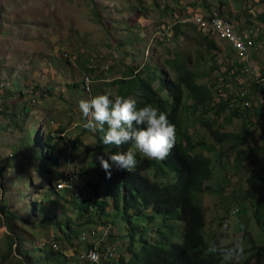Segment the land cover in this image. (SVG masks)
<instances>
[{
	"label": "rangeland",
	"instance_id": "1",
	"mask_svg": "<svg viewBox=\"0 0 264 264\" xmlns=\"http://www.w3.org/2000/svg\"><path fill=\"white\" fill-rule=\"evenodd\" d=\"M223 2H227L226 6H220ZM230 5L240 10L234 23L264 28L261 19L264 0H0V204L22 219L16 221L21 238L18 243L26 254L24 259L18 253L17 257L7 256L13 242L7 238L10 232L6 218L0 214V228L3 227L0 264H19L17 259L26 263L32 259V264H39L45 255L58 251L64 256L47 260V264L78 261V248L72 246L74 236L81 228L91 225L76 227L71 242L61 244L56 240L57 248L50 247L55 237L65 240L63 232H68V218L74 223L79 213L74 208L75 202L69 203L75 199L61 191L60 196L54 194L48 178L55 185L62 179L63 171L69 174L75 171L83 187L82 195L88 198L91 193L83 181L89 178L94 184L100 182L102 167L96 155L103 154L108 159L113 153L98 148L96 133L84 127L86 121L79 110L81 99H91L106 91L113 97L120 95L121 83L113 82L137 72L143 79L153 74L156 80L152 86L159 91L163 79L176 78V72L168 68L166 61L179 60L198 72V84L209 87L214 103L220 102L215 84L227 73L222 98H235L238 79L246 86L250 100L255 105H264V85L254 84L264 77V47L247 62L211 31L218 49L206 50L207 46L199 40L203 39L201 34H209L205 32L208 29L181 28V34L174 35L177 22L173 8L185 11L186 19L193 12L201 16L222 9L226 14ZM212 67L215 69L211 70ZM87 78L90 95L84 91ZM134 92L136 96L138 93ZM184 99L192 103L186 96ZM236 111L241 115H233ZM209 117L211 124L224 127L221 131L231 135L228 140L216 141L201 124L200 113H194L192 108L183 107L179 117L183 131L191 134L195 146L192 153L212 162V176L206 188L193 197L194 203L204 211L203 236L207 244L215 241L219 247L241 242L243 255L231 261L223 259L219 264H244L247 260L254 264L255 249L264 246V207H259L255 199H247L246 190L251 175L264 174V116L254 115L249 107L230 101L221 117L206 116ZM250 123L254 135L240 143L237 136L243 132V125ZM60 128L67 130L66 138L81 137L82 145L76 143L77 150H73L62 143ZM63 148L64 156L57 162ZM133 151L146 157L136 149ZM155 170L148 171L147 176L154 178ZM164 179L170 183L172 177L165 175ZM100 190L102 195L107 193L102 183ZM130 215L132 218L128 220ZM106 217L94 223L99 230L112 224L113 237L105 243L115 246L126 259L130 257L131 241L135 251L141 248L143 240L161 243L164 232L171 243L184 241L183 222L165 221L163 215L151 210L141 213L130 209L126 214L123 204L116 209L110 205ZM44 220L48 221L46 226L42 225ZM81 251L82 247L79 255Z\"/></svg>",
	"mask_w": 264,
	"mask_h": 264
},
{
	"label": "trees",
	"instance_id": "2",
	"mask_svg": "<svg viewBox=\"0 0 264 264\" xmlns=\"http://www.w3.org/2000/svg\"><path fill=\"white\" fill-rule=\"evenodd\" d=\"M221 11L219 10L218 13L227 17ZM172 12L175 21L177 22L173 27V32L176 37L181 34V28H196L191 22H180L181 19L185 18L187 15H184L185 11H178L177 8H173ZM261 19L264 21V16H262ZM230 20L234 23L232 19ZM250 25L251 24L240 26V24L237 23L236 31L239 32L242 28ZM201 35L203 39L199 40V42L200 44L207 46L206 50L211 51L218 49L216 44L217 40L211 37V33L205 34V36L203 34ZM257 53L259 52L252 51L249 59L251 56L254 57ZM166 63L171 71L176 72V78L163 79L159 91L155 90L152 86L153 81L156 80V77L153 76V74H148V78L143 79L139 72L136 74L131 73L130 76H125L120 81L115 80L113 84L121 83L120 85L122 87L120 88V96L125 98L133 97L137 101L138 107H142L145 104H151L167 113L169 121L176 126V144L171 150L170 155L165 160L156 162L154 159L141 157L140 153H136L138 164L133 171L126 172L113 165L110 170V176L103 168L100 169V182L98 184H94L92 179H85L83 181L87 184V187L85 188L89 189L91 194L88 198L84 196V200L77 198L76 194L74 195L73 199H75V201L69 203L72 205L73 202H75L74 208H78L77 212L79 213L78 220L73 223V220L68 218L66 224L68 232H63L65 240L61 241L55 237L50 245L51 248L54 244H57L56 240L61 242V244L68 243V241L71 242V238L73 237L71 233L74 234V231L77 230H75L76 227L91 225L88 228H81L74 236L75 240L72 242V246L78 248L79 256L82 234L87 233L91 229H96L97 223H94L96 219L97 222H99V220L107 218L106 216L110 205L116 209L123 204L126 214H129L130 209L139 210L141 213L151 210L155 214L163 215L165 220L183 222L185 224L184 241L182 244L171 243L165 236L166 233L164 232L163 241L161 243L152 244L146 240L142 241L141 239L143 244L138 251H135V247L131 243L132 248H129V259L118 254L117 258L109 257L108 260L105 259L103 261L104 264H219L222 262L223 257L219 253L210 254L207 252L208 244L203 236V229L205 227L204 211L193 201L194 193L202 192L206 188V182L209 181L212 176V162L209 158L203 157L200 154L192 153L195 146L191 142V134L183 131L179 117L183 107L192 108L194 113L199 112L201 124L206 126L216 141L222 143L228 140L231 135H229L228 132H222L221 130L224 129L222 126L216 128V126L209 121L211 116L209 118H206V116H216L213 117V119L221 117L228 110L229 102L234 100L232 98L224 99L221 97L218 104L214 103L215 98L212 91L209 87L207 88V86L198 84L196 80L198 72L191 70L185 61L167 60ZM212 69L214 70L215 67H212L211 70ZM90 71L92 72L94 70L91 69ZM225 75H227V73ZM124 84L125 86L123 87ZM134 91H137L138 93L136 96L133 95V93H135ZM161 92L166 93V95L162 96L160 94ZM185 96L192 101L191 104H189L187 99H184ZM185 101H187L188 104ZM243 101H245V99H243ZM211 102L214 104L212 105ZM256 107L257 106L253 104L250 109L258 111L260 108L258 109ZM233 115L239 116L241 114L236 111L233 112ZM198 125L200 126V124ZM252 126L253 123L243 125V132L237 136L240 143H244L248 138L253 137L254 130L251 131ZM105 129H107V125H105ZM77 130L82 132V128H77ZM66 132L67 130L65 128L58 129L59 138H62L63 140L62 143L70 145L73 150H77L76 143L82 145V138H66L64 136ZM101 135L102 134L99 132L96 133L97 145L100 149H105L108 152L109 150H112L113 153L117 151L123 152L129 148L132 150L135 149V145L131 142L122 145L119 149L114 145H104L100 138ZM183 135L184 138L182 137ZM63 152H65V148H63L62 151H59L57 162H59L60 157L64 156ZM47 153L49 155V152ZM66 159L69 160L68 157ZM153 168L156 169L155 177L151 179L147 176L146 172ZM161 174L162 176L160 177ZM165 175L172 177L170 183H165ZM62 179H65L63 174ZM48 180L51 182V186L55 191L54 194L60 196L61 194L57 190L56 185L53 184L52 178L49 177ZM101 183L107 190L105 195H102L101 193ZM247 183L248 188L246 190V198L255 199L257 200V205L259 207H264V174L262 176L255 174L251 175L248 178ZM0 187H2V184H0ZM0 214L6 218L5 225L8 224L7 228L10 235L7 238H11L13 242L12 246L8 249L7 256L15 257L16 253H18L24 259L26 254L20 249L18 243V240L21 241V238L18 235L20 230L19 226L16 225V221H22V219L9 212L7 207L1 204ZM131 218V215L127 217L128 220H131ZM56 220L57 219L54 216V221L56 222ZM49 221H53V219ZM25 222L29 223L27 220H25ZM46 222L48 221L44 220L42 225L46 226ZM99 242L101 245H99ZM93 243L89 240L86 242L85 247L91 248L93 245V248L98 250L101 254L106 253L107 247H113L112 244L106 245V243L101 241ZM217 246L219 247L218 243ZM14 247L16 248L14 249ZM255 250L256 253L252 256L254 264H261L264 261V246L257 247ZM62 256H64L62 251L52 252L51 255H45L42 261H39V264H47V260L49 261L53 259L52 261H54V257H60L61 259ZM3 258L5 260V257ZM17 260L19 264H32L30 262L32 259H28V263H26L25 260ZM249 261L247 260L244 264H249ZM71 263L72 262L63 261L61 264ZM75 264H89V262L83 261L78 257V261L76 260ZM225 264L234 263L227 262Z\"/></svg>",
	"mask_w": 264,
	"mask_h": 264
},
{
	"label": "clouds",
	"instance_id": "3",
	"mask_svg": "<svg viewBox=\"0 0 264 264\" xmlns=\"http://www.w3.org/2000/svg\"><path fill=\"white\" fill-rule=\"evenodd\" d=\"M240 81L241 80L237 79V84L239 85L238 93L235 95V98L232 99L242 103L245 108H251V104H254V102L250 100L251 97L247 94V90L245 95H242L241 84H243V81H241V84L239 83ZM254 84L256 87L259 85L256 83ZM243 87L246 86L244 85ZM243 99H245V101H243ZM255 106L260 109L258 111L254 110V115L258 114L263 118L264 105L258 104ZM79 110L86 121L84 127L92 133H101L102 135L100 138L104 145H114L119 149L122 145L131 142L135 145L136 150L143 153L147 158L154 159L158 162L165 160L170 155L171 150L176 144V126L169 121L167 113L151 104H145L142 107H138L137 101L132 97L125 98L120 95L113 97L111 92L106 91L105 94L95 96L91 99H81L79 101ZM105 125H107V129H105ZM96 160H98L100 166L109 176L111 175L110 170L113 165H115L118 169L131 172L138 164L136 153L131 148L123 152L117 151L109 154L108 159H105L103 154H97ZM109 160L112 162L111 164L109 163ZM146 174H148V171ZM63 175H66L65 171H63ZM72 175L74 186L73 190L58 189V184L65 179L56 182L55 185L57 190L66 191L62 193L66 194L68 198H74V195L76 194L77 198L84 200L85 197L82 195L83 187L80 186L81 184L79 185L78 177L76 176L77 174L75 171L72 172ZM109 225H102L104 227L103 230H99L96 227L99 234L102 235V239L100 237L95 240V242L101 241L105 243L110 237H113V226H111V223ZM106 229L108 230L107 236L103 239V233ZM91 242L93 243L94 241ZM85 244L86 242L81 243V254L85 250L90 249L85 247ZM91 248H93V245ZM113 248L116 250V255L111 258H115L118 255L117 248L115 246H113ZM207 252L210 254L219 253L225 261H231L242 256L244 248L242 247L240 241H235L230 247H218L217 243L212 241L208 244ZM81 254L78 256L79 259ZM102 255L100 264H104L103 261L105 259H109V257H104L105 254ZM88 258L93 262V264H99V255L96 252L88 253Z\"/></svg>",
	"mask_w": 264,
	"mask_h": 264
},
{
	"label": "built area",
	"instance_id": "4",
	"mask_svg": "<svg viewBox=\"0 0 264 264\" xmlns=\"http://www.w3.org/2000/svg\"><path fill=\"white\" fill-rule=\"evenodd\" d=\"M190 13V12H188ZM191 16L188 18L181 19L180 22L187 23L192 22L195 26H197L200 30L210 33L209 31L213 32V35L219 38L220 40L227 41L232 46V51L239 56L242 61H248L250 53L252 51L258 52L260 49L264 47V28L259 25H251L241 29V31H236V24L233 23L229 18L222 16L218 12H210L205 13L201 16H197V13H190ZM186 20V21H185ZM179 22V21H178ZM227 77V76H226ZM226 77L221 76L218 78L217 82V91L219 93V97H222V90L225 88L223 84L226 81ZM242 83L241 81L239 82ZM256 84H263L264 85V77H259L256 81ZM242 95L246 93V87L241 84ZM84 91L90 95L91 88H90V81L87 78L84 85ZM248 105V104H247ZM83 125V124H82ZM76 127L79 128L80 125L76 124ZM83 127V126H81ZM73 175L66 172L65 180L58 184V189H70L73 190ZM107 229L103 233V239L107 236ZM102 235L98 233L96 229H91L87 233H83L81 236L82 242H87L89 240L95 241L99 239ZM53 248H57V244L53 245ZM96 252L99 255V264L101 263V257L103 256L98 250L94 248H90L89 250H85L80 259L83 261H87L91 264L93 262L88 258V253ZM116 255V250L113 247L106 248V253L104 255L105 258L107 257H114Z\"/></svg>",
	"mask_w": 264,
	"mask_h": 264
},
{
	"label": "crops",
	"instance_id": "5",
	"mask_svg": "<svg viewBox=\"0 0 264 264\" xmlns=\"http://www.w3.org/2000/svg\"><path fill=\"white\" fill-rule=\"evenodd\" d=\"M223 3H225V4H223ZM222 4H220V6L221 5H225L226 6V3L227 2H223ZM231 6H233V5H230V9L227 11L228 13H226L225 14V16H227L228 18H230V19H232L233 21H236V17L237 18H239V16H240V10L237 8V7H231ZM207 10V9H206ZM252 22H254V20L252 19ZM238 23V22H237ZM237 23H235V24H237ZM248 23V22H247ZM3 228V227H2ZM2 228H0V229H2Z\"/></svg>",
	"mask_w": 264,
	"mask_h": 264
}]
</instances>
